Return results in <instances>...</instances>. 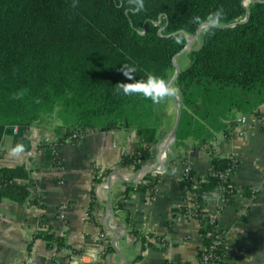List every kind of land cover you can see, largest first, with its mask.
<instances>
[{"label":"trees","instance_id":"obj_1","mask_svg":"<svg viewBox=\"0 0 264 264\" xmlns=\"http://www.w3.org/2000/svg\"><path fill=\"white\" fill-rule=\"evenodd\" d=\"M244 2L144 0V10L133 12L128 0H0V139L11 134L13 148L28 151L29 128L57 118L54 130L59 138L37 145L44 151L43 167L48 168L61 165L57 151L72 134L133 128L138 145L119 164L138 171L152 162L151 146L159 140L166 100L153 104L142 95L117 91L118 83L131 82L121 68L135 66L137 80L155 75L169 81L173 56L200 26L193 18L203 19L220 7L226 13L222 26L200 31L198 47L186 51L189 65L180 69L173 83L180 89L182 111L175 142L183 145L191 137L203 145L213 132L227 135L233 108L242 114H259L258 107L264 103V0H250L246 7ZM246 12V20L239 22ZM233 22L237 24L227 26ZM210 164L209 174L188 168L178 180L183 203L176 210L188 214L192 209L200 219L209 193L235 205L237 188L219 174L237 168L239 161L212 152ZM31 171L25 164L0 166V200L25 203ZM151 174H145L147 182L137 190L159 184L160 174ZM126 183V192L133 191V182ZM242 194L254 195L248 188ZM209 231L213 234L207 236ZM215 232L224 230L206 217L199 229L205 249L198 251L197 261L212 251L216 264H225L229 251L219 245L210 249ZM132 233L139 252L134 261L154 242L165 243L160 235ZM37 238L45 240L48 248L64 247L63 236H56L50 227L38 230L32 240ZM112 251L107 245L100 256L106 258ZM162 264L191 263L166 259Z\"/></svg>","mask_w":264,"mask_h":264},{"label":"crops","instance_id":"obj_2","mask_svg":"<svg viewBox=\"0 0 264 264\" xmlns=\"http://www.w3.org/2000/svg\"><path fill=\"white\" fill-rule=\"evenodd\" d=\"M165 103L166 118L158 142L151 146L152 161L160 142L166 139L164 133L169 135L172 131L177 115L172 97ZM258 113L232 112L228 134L213 132L207 142L211 143L209 148L191 137L183 145L175 140L161 157L164 168L156 173L160 174L159 184L153 194L148 190L126 192V181L117 177L110 180V188H92L93 175H99L98 182L107 185V173L112 169L120 176H134L132 165L119 164L121 157L138 145L133 128L89 130L75 142L66 139L57 151L61 165L48 168L43 167L44 151L37 145L59 138L54 130L59 124L57 118L29 128L28 151L13 154L14 137L3 134L0 166L25 164L32 171L27 182L30 196L25 203L0 200V264H65L51 260L54 244L48 248L45 240H32L38 230L48 227L56 236H63V256L86 247L101 255L105 242L112 247L111 239L122 233L112 232L107 221L111 228L126 229L121 239L114 242L125 258L124 264H162L166 259L195 263L202 245L201 221L176 210L183 203L178 180L188 168L209 174L212 152L239 161L231 177L238 190L235 205H227L221 196L209 193L204 209L224 230L229 247L225 264H264V103L259 105ZM146 181L143 177L141 184ZM243 188L254 195L243 196ZM132 231L163 236L165 243L154 242L134 261L139 252ZM102 259L101 263L89 264H123L114 249Z\"/></svg>","mask_w":264,"mask_h":264},{"label":"built area","instance_id":"obj_3","mask_svg":"<svg viewBox=\"0 0 264 264\" xmlns=\"http://www.w3.org/2000/svg\"><path fill=\"white\" fill-rule=\"evenodd\" d=\"M13 134H15L17 132V127L14 126L13 128ZM82 136V134H72L71 136H69L67 139L71 140V141H76L78 140L80 137ZM210 144L211 143H206L205 144V147L206 148H209L210 147ZM2 156V153L0 151V158ZM148 165H153V161L151 163H149ZM146 165V166H148ZM146 166H142L141 169L137 171H135V176H133V174H124V175H121V178L126 181V182H133V190H137V187L138 185L141 184V180L143 177H145V174L146 173H152L153 175L160 172V166L157 165V171H154V172H144L143 171V168L146 167ZM236 168L235 167H229L227 168L226 170H224L223 172H221L219 174V177L222 179V180H226L229 182V186H232V182H231V177L232 175L234 174ZM114 172H116L114 169L110 170L107 174H111L110 175V180L115 178V175L113 174ZM95 175H93V178H94ZM99 176V175H98ZM98 176H95V177H98ZM134 177V178H132ZM131 179H133L132 181H130ZM147 182V181H146ZM106 188L107 185L104 184V183H101V182H96L95 180L92 182V188L94 191H98L100 188ZM157 187L158 185H156L153 189L151 190H148L150 191L151 194L155 193L157 191ZM218 195V194H217ZM192 196V195H191ZM220 196V195H219ZM186 204L188 206H190L189 202H186ZM192 208V207H190ZM188 215L190 216H195V213L192 211V209H189V212H188ZM208 217L210 219L211 222H215V218L207 215L205 213V210H204V214L201 216L200 218V221H201V225L202 224H205V218ZM211 234H213V231H209L206 235L207 236H210ZM224 238V240H222ZM215 245H219V247L221 249H226L229 251V247L227 245V242H226V239H225V236H224V232H215V235H214V240H213V243L212 245L210 246V249H213ZM105 246L106 245V242L103 246V250L102 252H104L105 250ZM205 248L201 245L199 251H203ZM51 260L56 263V262H64L65 264H89V263H101L103 262V259L100 257L99 254H97L93 249L89 248V247H86L85 249H82L80 251H77V252H72V253H69L65 256L62 255V249H59L57 248L56 246H54L51 250ZM217 256H215V254L212 252V251H209L206 253H204L202 255V258L200 261H195V263H191V264H198V263H205V264H216L217 262Z\"/></svg>","mask_w":264,"mask_h":264},{"label":"clouds","instance_id":"obj_4","mask_svg":"<svg viewBox=\"0 0 264 264\" xmlns=\"http://www.w3.org/2000/svg\"><path fill=\"white\" fill-rule=\"evenodd\" d=\"M128 5L133 12L144 10V0H128ZM76 6L78 5L74 3L73 7ZM225 17V10L223 7H220L215 12L209 13L207 17L203 19L198 16L194 17L192 22L201 25V27L211 32L212 29L222 26ZM121 71L131 82L118 83L116 88L117 91H122L126 96L139 94L145 99L151 100L153 104H160L167 98L177 97L179 95L180 89L162 77L149 75L147 80H137L135 77L137 71L136 67L127 64L123 65ZM21 150L22 146H17V148L13 150V154L18 153Z\"/></svg>","mask_w":264,"mask_h":264},{"label":"water","instance_id":"obj_5","mask_svg":"<svg viewBox=\"0 0 264 264\" xmlns=\"http://www.w3.org/2000/svg\"><path fill=\"white\" fill-rule=\"evenodd\" d=\"M250 1V0H248ZM256 1V0H255ZM246 2V0H245ZM244 2V6L246 7V3ZM248 16V12H246L245 14V17L243 19H241L239 22H243L246 20ZM237 24V22H233V23H230L228 24L227 26H233ZM203 29V27H201V25L198 27V29L196 30L195 34L193 35V37L191 39H188L187 40V43L186 45L184 46V48L176 53L173 58H172V64H173V67H174V73L171 77V79L169 80L172 84L174 83L175 81V78L177 77L178 75V72L180 71V67L176 64V58L185 53L189 48L192 47L193 43L195 42V40L197 39L198 37V34L200 33V31ZM172 99L174 100L175 104H176V109H177V115H176V119H175V123H174V127L172 129V131L170 132L169 134V139L168 141H166L159 149L158 153L155 155V158H154V161H153V165H148L146 167L143 168V171L144 172H154V171H157L158 169L156 168L157 165L160 166V171L164 168L163 167V163L161 161V157L164 153V151L169 147V145H171L175 140H176V131H177V128L179 126V122H180V118H181V101L178 97H172ZM97 130H100L99 128H97ZM138 172V171H137ZM115 175V177H117L118 179H121V176L117 173V172H114L113 173ZM110 175L111 174H108V180H107V187L110 188V185H111V182H110ZM135 176V175H134ZM134 178V177H133ZM133 179H131L130 181H132ZM109 210L111 211V208L109 207ZM109 220V218H108ZM108 228L112 231V232H117L119 230H122V233H118L119 235H117L116 237H114L113 239H111V245L113 247V249L122 257L123 259V264L125 263V258L123 257V255L120 253V251L114 246V242L118 241L121 239V237L125 234L126 232V229L124 227H115V228H111L109 225H108V221L106 222Z\"/></svg>","mask_w":264,"mask_h":264},{"label":"rangeland","instance_id":"obj_6","mask_svg":"<svg viewBox=\"0 0 264 264\" xmlns=\"http://www.w3.org/2000/svg\"><path fill=\"white\" fill-rule=\"evenodd\" d=\"M246 5L249 3V1L248 0H246ZM193 36L191 35V36H189V39H191ZM199 43H200V33L198 34V37H197V39L195 40V42L193 43V45H192V48H196V47H198V45H199ZM189 63H190V58L187 56V53L185 52V53H183V54H181V55H179L177 58H176V64L180 67V69H184V68H186L188 65H189ZM165 105H166V103H165ZM235 111H237L235 108H233L232 109V111H231V113L233 112H235ZM165 118H166V116H165ZM165 118H164V120H165ZM163 120V121H164ZM227 122V121H226ZM230 122V120H228V123ZM51 123V122H50ZM229 128H231V126L229 127ZM159 133H160V131H159ZM215 133V132H214ZM165 134V137H166V139L164 140V141H162V142H160V146H162L166 141H168V139H169V135H166L167 133L165 132L164 133ZM216 134V133H215ZM214 134V135H215ZM213 138H214V136H213Z\"/></svg>","mask_w":264,"mask_h":264}]
</instances>
